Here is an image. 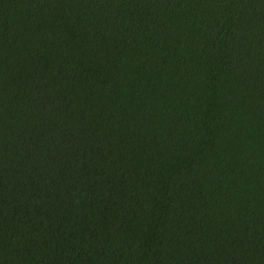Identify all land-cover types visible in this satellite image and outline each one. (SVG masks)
<instances>
[{
	"label": "trees",
	"instance_id": "trees-1",
	"mask_svg": "<svg viewBox=\"0 0 264 264\" xmlns=\"http://www.w3.org/2000/svg\"><path fill=\"white\" fill-rule=\"evenodd\" d=\"M0 264H264V0H0Z\"/></svg>",
	"mask_w": 264,
	"mask_h": 264
}]
</instances>
